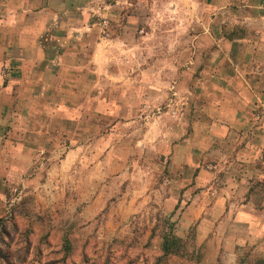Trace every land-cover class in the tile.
Returning <instances> with one entry per match:
<instances>
[{"label": "crops", "instance_id": "obj_1", "mask_svg": "<svg viewBox=\"0 0 264 264\" xmlns=\"http://www.w3.org/2000/svg\"><path fill=\"white\" fill-rule=\"evenodd\" d=\"M179 87L174 114L150 111ZM139 118L144 171L153 155L196 193L179 225L229 228L231 254L234 240L264 250V0H0V168L50 136L109 154L114 121Z\"/></svg>", "mask_w": 264, "mask_h": 264}, {"label": "rangeland", "instance_id": "obj_2", "mask_svg": "<svg viewBox=\"0 0 264 264\" xmlns=\"http://www.w3.org/2000/svg\"><path fill=\"white\" fill-rule=\"evenodd\" d=\"M126 65H135V55ZM172 93V101L157 100L150 111L174 114L187 91ZM109 123L97 119L102 132ZM143 125L140 118L130 125L114 121L119 149L109 154L74 152L72 138L63 136L43 139L49 151L8 152L0 168V264H264V250L250 240H234L237 250L227 251L226 237H234L229 228L218 237L214 229L205 232L201 220L179 225L196 193L185 196L184 171L169 162L156 167L153 155L144 171L138 142ZM198 173L187 171V180ZM217 174L222 180L210 185L212 195L226 187L223 171ZM252 189L263 205L264 183ZM170 232L182 248L165 255Z\"/></svg>", "mask_w": 264, "mask_h": 264}, {"label": "trees", "instance_id": "obj_3", "mask_svg": "<svg viewBox=\"0 0 264 264\" xmlns=\"http://www.w3.org/2000/svg\"><path fill=\"white\" fill-rule=\"evenodd\" d=\"M182 248V240L178 236L174 234V232H170L165 236L163 241V252L168 255L173 252H176Z\"/></svg>", "mask_w": 264, "mask_h": 264}, {"label": "built area", "instance_id": "obj_4", "mask_svg": "<svg viewBox=\"0 0 264 264\" xmlns=\"http://www.w3.org/2000/svg\"><path fill=\"white\" fill-rule=\"evenodd\" d=\"M170 107H171V105H170ZM157 112L162 113V110H160V109L158 108V109H157Z\"/></svg>", "mask_w": 264, "mask_h": 264}]
</instances>
